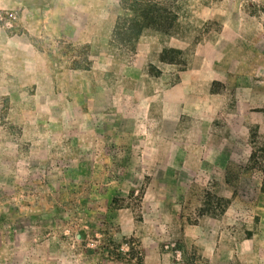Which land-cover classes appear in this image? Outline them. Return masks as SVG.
<instances>
[{"label":"crops","instance_id":"1","mask_svg":"<svg viewBox=\"0 0 264 264\" xmlns=\"http://www.w3.org/2000/svg\"><path fill=\"white\" fill-rule=\"evenodd\" d=\"M118 3L117 0H0V10L22 12L13 30L0 28V149L10 153L14 147L8 135V125L3 123L12 120L22 130L35 133L31 147L36 149L33 156L18 151L15 153L17 157H0V264H264V220L259 221L255 236L240 238L234 233L235 222L231 216L235 205H227L221 219L199 215L202 210L210 208L205 204L207 196H234L232 173L235 156H225L224 151L228 147L222 144V139L233 138L235 117L242 119L241 126L247 137L252 132L264 135V58L258 56L264 52V45L260 44L264 37V23H261L260 15L256 19L253 14L245 15L249 22L247 24L246 19L243 21L240 18L241 14L238 17L237 12H233L229 14V21L224 23L217 14H209L208 9H202L199 18L213 25L206 34H198L200 41L190 46L183 73H175L169 70L171 65L161 64L157 68L158 75L152 74V66L160 64L157 63V55L162 48L152 38L156 36L154 34L140 39L131 58L118 60L116 64H95V85L100 93L106 98L110 86L118 102L128 98L131 100L126 106L121 105L122 111L117 113L122 117L126 114L124 109L131 110V123L118 124L115 132L145 135L142 141L115 140L114 150L126 145L148 152L159 148L168 154H163L162 161L157 162L158 165H165V168L157 172L158 168H153L155 173L143 203L144 207H151L161 217L159 220L137 222L136 209L132 204H112L114 198H126L130 189L124 187V158L119 153L115 158L106 156V163L114 165L113 173L110 174L109 168L107 175L114 178L104 179L103 188H91L93 194L90 197L98 199L93 201L92 207L104 214V222H88V228L93 232L96 230L94 234L100 237V246L96 250H88L77 243L70 245L67 239L62 241L56 238L52 229L57 223L43 221L41 214L48 205H55L56 196L59 195L52 188L36 193V205L20 209L24 215L19 216L18 221L6 214L12 200L29 197L25 182L38 173L37 166L43 163L44 158L39 154H45L46 163H52L53 149L59 145L58 136L53 139V134L58 132L54 120H50L49 126H43L39 125L40 122L38 124L35 117L44 115L58 118L75 106L72 99L90 95L86 89L91 73L72 70L70 64H60L63 67H59L58 59L61 58L56 54L52 56V51L45 50V45L58 38L66 40L68 44L83 45L92 38L106 36L108 22L111 24L114 21L115 17L111 14H114ZM44 22L46 33L41 34ZM55 53L58 51L55 50ZM64 60L66 62L67 58ZM175 80L184 89L180 97H185V100L176 98L172 104L170 91ZM159 92L164 94L161 99L148 100L149 94ZM138 93L139 98L136 97ZM31 101L36 102L33 109L29 106ZM60 102H66L65 109L60 108ZM181 116L198 120L194 126L177 122L171 124L172 117ZM225 116H231L233 122L222 129L226 138L219 137L216 145V129L212 123L208 128L202 121L203 118L210 117L213 121ZM25 118H33V122ZM208 129L212 134L211 140L206 136ZM44 131L52 137L43 146L41 134ZM88 131L92 132V127ZM155 134H161L162 139L155 141ZM72 145L79 149L78 142ZM84 147L89 150L106 147V142L88 140ZM46 149L49 152H41ZM191 149L194 151L191 152ZM247 149L248 153L252 150L250 143ZM214 150L222 151V155L214 156ZM21 155L24 156L21 158ZM153 158L147 156V160L150 159L155 166ZM17 159L22 161L23 168L16 170L15 175L10 174L11 163ZM87 159L91 162L88 157L82 160L74 158L71 164L84 163ZM243 159V164L247 165L243 177L249 184L254 181L255 186V182L262 180V172L257 170V165L264 162L251 158L250 153ZM192 164L194 178L188 174ZM217 166H226L227 172L221 171L222 175L219 176ZM184 175H187L185 179ZM72 177L82 179L80 175L73 174ZM160 179L172 182L194 180L195 183L185 191L180 201L175 190H168L164 194L161 192ZM13 180L19 183L20 189L13 191L15 185L9 182ZM255 190L257 188L246 189L250 195ZM76 193L75 190H66L65 195L72 201L79 196ZM262 207L256 205L257 213ZM212 209H209L210 212ZM31 212L38 215L31 218L33 221L27 220L29 217L26 216ZM28 226L34 232L38 229L37 233L41 230L48 232L39 237H28ZM125 240L133 243V254L125 260H110V249ZM171 242L177 244L179 260L174 257L173 250L166 249Z\"/></svg>","mask_w":264,"mask_h":264},{"label":"rangeland","instance_id":"2","mask_svg":"<svg viewBox=\"0 0 264 264\" xmlns=\"http://www.w3.org/2000/svg\"><path fill=\"white\" fill-rule=\"evenodd\" d=\"M117 1L119 2L118 7L115 5L116 10L114 14H111L114 15L115 19L111 24L108 22L109 29L106 36L92 38L89 43L83 45L68 44L67 41L62 38L55 39L51 44L45 45V50L52 51L50 53L52 56H55L56 54L61 58L58 59L59 67H63L60 66V64H70L72 70L75 69V71L79 72L85 71L86 74L91 73L90 75L92 77L88 78V89H86L90 95L85 94L80 99H72L74 100L75 106L69 112L65 111L63 114H60L58 118H51L44 115L35 117L38 124L40 122L39 125L43 126H49L50 120H54L55 124L58 125V132L53 134V139L54 136H58L57 142L59 145L57 149H53L54 159L52 160V163H49V161L46 163L44 159L45 154H39L44 158L43 163L37 166L38 175L30 176V179L25 182L27 184V193L29 197L25 199L18 197L15 200H12L11 205L8 207V210H6L7 215L10 217L13 216L14 219H16L15 221H18L20 219L19 216L24 215L20 209L24 210L23 207L29 209L36 205V201H34L36 193L38 194L39 191L46 192L52 188L59 195L56 196L57 202L55 205H48L47 210L41 214L43 221L52 220L57 223L56 227L52 229L56 238H60L62 241L67 239L66 242H69L70 245L71 243H77L79 246H83L88 250H96L100 246V237L94 234L96 230L93 232L90 227L88 228V222H93L95 224L104 222V214L100 211H96V209L92 207L93 201L98 199L97 197H90L93 194L91 188L93 186L95 188H103L101 185H103L102 181H104V179L111 180L114 178L113 176H110V174L113 173L114 165L110 162L106 163V156L115 158V155L119 153L121 158H124L122 166L124 170L123 177L125 180L124 187L127 186L130 189L126 198H118L116 200L114 198L112 204L124 205L126 202H129L127 204H132L136 209L135 220L137 222L145 220L151 221L154 219L159 220V218H161L157 213L153 212L154 210L151 207H144L143 203L146 191L151 185V179L153 178L154 173L159 169L166 167L165 165H158L157 162L162 161L163 154L168 156L166 150H161L159 148H155L151 152H148L146 149H134L126 147L125 145L122 149L114 150L113 147L115 140L128 139L130 141H142L145 139V135L139 133L121 134L115 132L118 124L121 123L128 125L131 123V110L126 111V109H124V112L127 114H125L126 116L124 115L120 117L117 115V113L122 111L121 105L126 106L127 102H131V100L128 98V100L123 99V101L118 102L113 87L110 86L108 87L107 97L105 98V96L100 93L99 87L95 85L96 79L94 74L97 71L95 70V64H116L118 60L122 61L123 59L127 60L128 58H131L137 50L140 39L142 37H148L150 34H154L156 36H152V38H155L162 48L157 55V63L160 64H154L152 66L153 68L151 67L154 70L152 74L155 76L158 75L159 70L157 68L158 66L160 68L162 66L161 64L171 65L169 70L175 73H183L186 69L188 57L190 55V46L200 41L201 38L198 34H206L213 25L210 21L204 22L199 18L203 13H201L202 9V11L208 9L209 14H217V16L220 17V21L222 20L224 23L229 21V14L233 12H237V15L241 14L240 18L243 19V21L246 19V23L247 18H244L245 15L249 14L251 16L253 14L255 15V19L260 15L262 18L261 23H264V0H148L150 4L159 8L161 6L162 9L167 10L168 14L174 15V24L170 28L162 27L157 30L147 29L138 37V39L132 41L128 45H124L114 40L112 32L116 20L123 14L128 15L130 12L124 10V8H127V2L123 0ZM14 11L17 12L20 21L22 12L17 10ZM204 15L210 17V15ZM108 18L110 19L109 14ZM19 21L12 29H4L1 25L0 28L6 31H11L16 27ZM40 31L41 34L46 33L45 22L42 24ZM260 44L264 45V37ZM55 50H57L58 53H55ZM252 56H254V54H252ZM258 56L264 58V52H260ZM62 58H67V61L65 62ZM160 70L162 71L163 68ZM172 81H174V79H172ZM175 81L176 82L171 84L170 91L172 104L175 103L174 100H176V98L181 101L185 100V97H180L182 92H184V89L182 90V87L179 86L177 80ZM214 89H216L215 86ZM149 95L150 97L148 100L153 101L161 99L164 94L159 92L154 95ZM86 97H88L89 101H87ZM136 97L139 98L140 93L136 94ZM37 104L40 105L41 102H37ZM35 105V101L29 102L30 108L32 107L33 109ZM186 105H189V103ZM60 108L65 109L66 102H60ZM184 117L185 116L176 118L172 117L171 124L173 125L177 122L183 123L184 126H194L196 120H198L195 118ZM26 119L27 121L33 122V118H25V120ZM1 120L2 118H0V121ZM231 121L233 122L231 116L218 117V119L215 118L213 121L208 117L203 118L202 123L207 125L208 128L210 123H212L213 128L216 129L215 134L217 139L214 140L217 145L219 137L221 138V136H224L226 138V134L222 132V129H225L228 124L232 125ZM3 123L8 125V135L14 147L11 148L10 153L7 150L3 151L0 149V157L4 155L17 157L18 154L15 153L18 151L26 153L24 154L26 156L35 155L36 149L31 147V143L35 138V133L29 130H22V127H19L18 123L14 120L11 122L5 121ZM241 123L242 119L235 117V133L233 134V138L222 139V144L225 143L228 147L227 150H223L224 153H226L225 156H235L236 164L234 165V171L232 173L234 196L232 198L207 196L205 198V204H208L210 208L212 207L213 211L210 212L209 208L208 210H202L199 215H209L215 219H221L225 214L226 206L233 204L235 207L231 216L235 222V235L240 238H251L255 236L258 231L256 228L259 221L264 220V163L262 165H257V170L262 172V180L255 182L254 186V181L249 184L247 179L243 177L244 171L247 168V165L243 164V158L250 153L251 158L262 159L264 162V139L261 138L264 137V135L260 136L258 132H252L250 137H247ZM0 124L2 123L0 122ZM89 127H92V132L88 131ZM208 130V135L206 136L211 140L212 134L210 129ZM51 137V134L47 131H44V133L41 134L43 146L45 143L48 144L50 142ZM161 139V134H155V141ZM88 140L95 141L96 143L106 142V147H108H99L89 150L84 147V143ZM73 142L79 143V149H76L75 146L72 145ZM249 143L251 144L252 150L248 153L249 150L247 148ZM221 146L224 147V145ZM45 151L49 152V149L41 152ZM190 151L193 152L194 149H191ZM212 154L214 156L222 155V151L218 152L214 150L212 151ZM24 155H21L20 157L22 158ZM147 156L154 157L153 159L156 162L155 166L151 163L152 161L150 159L149 161L147 160ZM87 157L91 162H88L89 160L87 159L84 163L83 161H79L81 162L80 164H71V161H73L74 158L82 160ZM135 158H137V162ZM21 163L22 161H19L18 159L13 160L11 163L10 174L15 175L16 170L23 168ZM26 167L28 168L27 165ZM217 167L219 169V176L222 175L220 173L221 171H224L225 173L227 172L226 166ZM109 168L111 171L110 174L107 175ZM153 168L158 169L154 172ZM188 169V174L194 178V165H190V168ZM73 174L80 175L82 179L73 178ZM185 176L187 175L183 176L184 179ZM83 177L85 178L83 179ZM9 182L13 184V186L15 185V190L13 191L20 189L18 182H14V180ZM194 183V180L191 182H172L161 179L158 182L159 188L163 194L168 192V190H175L178 192L177 196L180 201L181 198L183 199L185 191H187L190 186L194 185ZM207 183L211 184L210 181ZM248 188H257V191H253L250 195V192L246 191ZM66 190L68 192L75 190V192H77L76 194L79 196L70 201L65 195ZM257 204L263 206L259 213H257V209L255 210ZM26 216L29 217L27 220L33 221L31 218H36L38 215L31 212L27 213ZM262 231L264 232V229H262ZM37 232L38 229L34 232L33 228H29V226L26 228L27 236L32 238L35 236H42L43 233L46 234L45 232H48V230H41L39 233ZM170 244H175V249H177V244L175 242H171ZM132 254L133 243L125 240L121 244L113 246L110 249L109 259L113 261L125 260Z\"/></svg>","mask_w":264,"mask_h":264},{"label":"trees","instance_id":"3","mask_svg":"<svg viewBox=\"0 0 264 264\" xmlns=\"http://www.w3.org/2000/svg\"><path fill=\"white\" fill-rule=\"evenodd\" d=\"M127 2L130 14H123L116 20L112 37L118 43L128 45L138 39L147 29L170 28L175 22L174 15L148 2V0H123Z\"/></svg>","mask_w":264,"mask_h":264},{"label":"built area","instance_id":"4","mask_svg":"<svg viewBox=\"0 0 264 264\" xmlns=\"http://www.w3.org/2000/svg\"><path fill=\"white\" fill-rule=\"evenodd\" d=\"M19 21V16L16 11L14 10H0V25L4 29H12L15 24ZM175 244H170L166 247V249L173 250L174 257L179 260L180 259V252L175 249Z\"/></svg>","mask_w":264,"mask_h":264}]
</instances>
